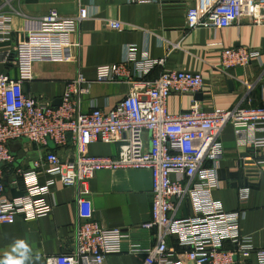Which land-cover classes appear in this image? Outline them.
Listing matches in <instances>:
<instances>
[{
	"label": "built area",
	"instance_id": "1",
	"mask_svg": "<svg viewBox=\"0 0 264 264\" xmlns=\"http://www.w3.org/2000/svg\"><path fill=\"white\" fill-rule=\"evenodd\" d=\"M75 1L78 12L74 16L51 10L41 17L37 32L43 38L28 43L24 51L30 62L66 60L68 49L80 45L74 35L81 23L90 18V9L85 0ZM8 3L9 0L0 3V41L5 40L2 35L11 31L12 12L3 8ZM262 11L264 0H196L188 8L186 26L225 28L240 19L261 23ZM112 27L119 28L120 23L114 22ZM11 57L12 53H7L6 62ZM164 62L165 59H151L147 53L139 56L130 46L122 63L97 67L94 81L79 74L68 82L59 106L44 105L24 93V79L0 74V228L15 223L19 216L33 220L52 212L55 204L48 196L58 177L64 186L77 189L79 213L73 229L75 248L51 258L49 263L105 264L109 255L125 251L128 235L94 219L89 182L102 169H148L154 199L152 219L143 227L157 229V243L150 248L131 243L128 248L129 252L146 256L143 264H241L253 256L258 264H264V248L256 247L251 237L242 233L243 211H226L212 196L219 184L220 159L225 149L221 133L228 124H233L239 145L255 148V157L244 156L243 161L252 180L258 179L264 164V155L260 156L264 152V104L207 111L194 100L188 111L172 114L170 95L198 93L205 81L199 73L177 70L162 72L155 79L146 77ZM252 63L264 68L262 51L224 48L216 68L229 74L231 69ZM116 81L131 84L127 95L110 109L95 105L84 111L82 97L90 92L92 83ZM245 85L252 88L248 81ZM20 138L38 147L39 159L33 168L17 165V156L10 149L9 143ZM100 140L119 143L117 156L89 155L90 145ZM70 143L75 148L70 157L50 149L51 144L65 147ZM39 168L49 175L46 184L39 181ZM8 177L11 187L18 190L23 180V193L7 195ZM251 189L249 184L241 187L240 199L247 200ZM188 190L198 214L176 219L171 215L175 210L173 199L186 197ZM172 235H177L180 245L187 248L178 258L168 244ZM226 243L233 248H226Z\"/></svg>",
	"mask_w": 264,
	"mask_h": 264
},
{
	"label": "crops",
	"instance_id": "2",
	"mask_svg": "<svg viewBox=\"0 0 264 264\" xmlns=\"http://www.w3.org/2000/svg\"><path fill=\"white\" fill-rule=\"evenodd\" d=\"M8 1V0H7ZM4 0H0L3 3ZM3 7L12 15L11 31L0 41V74L24 79L22 91L40 103L59 106L68 82L82 74L89 81L96 79L97 67L122 63L128 47L136 49L139 56L147 53L151 59H165L163 65L153 68L147 78L155 79L162 72L186 71L199 73L205 81L204 88L195 94L172 93L169 110L172 114L188 111L194 100L207 111L233 109L239 105L264 104V68L258 63L231 69L229 74L216 68L224 48L246 47L264 54V21L240 19L225 28L197 27L188 29L186 17L196 0H154L136 3L131 0H85L90 18L81 23L74 35L80 45L67 51L63 61L30 62L24 53L28 43L43 38L37 32L41 17L51 10L71 17L78 7L75 0H9ZM15 4V6H14ZM264 18V11L261 13ZM120 23L119 28L112 23ZM176 45L172 47L173 44ZM23 50V53L19 50ZM12 53L9 62L5 58ZM133 67V66H132ZM133 70V68H131ZM252 84V88L245 85ZM131 84L124 81L92 83L90 92L83 95V109L95 105L110 109L129 93ZM249 98L252 101L249 102ZM224 153L220 159L219 184L212 196L226 211H243L242 233L251 237L253 244L264 248V164L258 179L252 180L244 167V156L255 157L253 146H241L233 124L221 133ZM117 142L97 141L90 145L88 154L96 157H115L119 152ZM17 165L33 168L39 159L38 147L30 142L14 146ZM62 156L75 154L71 143L65 147L50 145ZM264 152L261 151V155ZM37 169L41 184L50 179ZM250 169V168H249ZM186 181L185 184H187ZM251 185L247 200H241L239 189ZM7 195L23 193L11 187L6 180ZM90 198L94 205V219L108 228H120L128 237L123 253L111 254L105 264H143L145 255L128 251L131 243L150 248L157 243V229H146L144 223L152 219V177L148 169L117 168L99 170L89 182ZM48 200L54 203L52 212L33 220L19 216L15 223L0 228V264H50V259L75 248L73 229L78 221L77 189L64 186L58 177L51 186ZM176 219L197 216V209L188 190L186 197L173 199ZM176 258L187 248L180 245L179 237L168 238ZM226 248H233L231 243ZM188 264H193L188 262ZM241 264H258L256 256Z\"/></svg>",
	"mask_w": 264,
	"mask_h": 264
},
{
	"label": "water",
	"instance_id": "3",
	"mask_svg": "<svg viewBox=\"0 0 264 264\" xmlns=\"http://www.w3.org/2000/svg\"><path fill=\"white\" fill-rule=\"evenodd\" d=\"M61 103H62V100L60 101V103L58 105H61ZM69 137H70V139L72 138V134L71 133L69 134ZM22 143H23V141L19 140V141L11 142L9 144H10L11 148H14V146L21 145ZM13 152H15L14 149H13Z\"/></svg>",
	"mask_w": 264,
	"mask_h": 264
},
{
	"label": "rangeland",
	"instance_id": "4",
	"mask_svg": "<svg viewBox=\"0 0 264 264\" xmlns=\"http://www.w3.org/2000/svg\"><path fill=\"white\" fill-rule=\"evenodd\" d=\"M14 6H15V4H14ZM19 140H22L23 142H29L26 138H20V139H17V140H14V141H11V142H15V141H19ZM10 142V143H11ZM9 146H10V144H9ZM10 149H11V151H12V153L13 154H17V153H15V152H13V148H11V146H10Z\"/></svg>",
	"mask_w": 264,
	"mask_h": 264
}]
</instances>
